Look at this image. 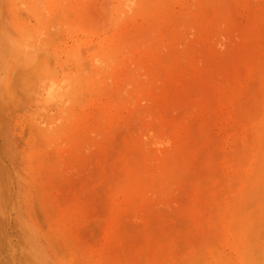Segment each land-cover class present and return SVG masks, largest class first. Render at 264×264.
<instances>
[{"label":"rangeland","instance_id":"obj_1","mask_svg":"<svg viewBox=\"0 0 264 264\" xmlns=\"http://www.w3.org/2000/svg\"><path fill=\"white\" fill-rule=\"evenodd\" d=\"M0 264H264V0H0Z\"/></svg>","mask_w":264,"mask_h":264},{"label":"bare ground","instance_id":"obj_2","mask_svg":"<svg viewBox=\"0 0 264 264\" xmlns=\"http://www.w3.org/2000/svg\"><path fill=\"white\" fill-rule=\"evenodd\" d=\"M26 51H27V50H26ZM29 51H30V50H29ZM31 51H33V50H31ZM27 52H28V51H27ZM25 53H26V52H25ZM38 54H39V53H38ZM25 56H26V55H25ZM34 56H35V55H33V57H34ZM20 57H21V56H20ZM23 59H25V58H23ZM38 59H39V58H38ZM27 60H29V59H27ZM33 60H35V58H34ZM33 60H32V61H33ZM29 61H30V60H29ZM29 61H28V62H29ZM38 61H39V60H38ZM30 62H31V61H30ZM30 65H31V64H30ZM32 65H34V63H33ZM16 67H17V66H16ZM20 67H21V66H20ZM40 78H41V77H40ZM37 79H38V78H37ZM30 92H31V91H30ZM41 95H42V94H41Z\"/></svg>","mask_w":264,"mask_h":264}]
</instances>
